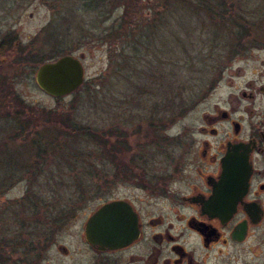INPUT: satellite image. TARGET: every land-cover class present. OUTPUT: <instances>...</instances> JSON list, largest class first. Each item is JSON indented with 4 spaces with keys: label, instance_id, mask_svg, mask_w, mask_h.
<instances>
[{
    "label": "rangeland",
    "instance_id": "obj_1",
    "mask_svg": "<svg viewBox=\"0 0 264 264\" xmlns=\"http://www.w3.org/2000/svg\"><path fill=\"white\" fill-rule=\"evenodd\" d=\"M127 1L132 20L140 15L139 10L147 11L150 6L160 11V15L157 26L149 31L148 37L143 38L150 45H142L138 55L140 60L119 72L122 66L118 64L123 62H117L115 66L114 61L110 60L109 43L98 40L91 28L100 20L95 15H91L88 21V28L92 30L88 37L78 38L77 34L72 33L52 39L54 26L48 28V25L54 18L53 9L46 3L41 0H0V36H14L19 43L20 57L27 58L28 64L25 67L20 61L18 76L10 88L27 104L48 109L80 104L76 113L84 120L98 125L106 122L122 123V127L128 132L130 148L121 154L124 161L127 162L136 153H143V159L148 161L146 166H150L149 168L175 170L176 167L183 166L185 176L194 167L190 157L200 148L201 143L209 142L210 150L216 152L221 143L226 139L232 140L239 133L235 132L236 122H241L240 138L250 135L253 130L264 132V92L261 90L264 86V48L252 47L245 53L235 54L222 62L220 58L225 50L222 45L225 38L213 37V28L203 26L196 19L193 10L187 7L162 6L165 0ZM158 4H161L159 8ZM59 5L61 7L58 9L61 8L67 14L68 10H75L84 4L79 0H61ZM121 5V2H113L109 6L112 11L101 19L102 23L98 26L106 28L119 18L122 14ZM69 26L74 28L75 24ZM121 45L118 43V47H122ZM61 47L71 51H62L51 58L55 48ZM65 54L82 56L85 81L78 91L56 97L39 87L36 72L42 63ZM38 58L47 60L35 62ZM6 74L9 79L12 77L9 71ZM6 81L7 79V87ZM160 86L168 87L167 91ZM251 88L257 92L255 99L248 94L243 95L244 91L250 93ZM163 112L169 118L176 117L175 121L164 127V132L161 131L166 140L164 137L162 139V134L155 128L160 125L158 116ZM222 112H227L235 122L225 120ZM213 118L216 119L211 120ZM204 126L208 129L215 128L218 135H207V131H202ZM42 127L38 122L31 125L34 130ZM10 128L12 124L8 120L0 122V255L3 250L7 254L12 252L14 247L27 249L33 234L37 244H42L44 231L49 227L45 219L42 221L45 227H37L36 220L41 216L32 214L27 206L26 196L32 178L23 168V163L35 162V157L28 158V153L18 146L26 141L27 133L19 132L18 136L12 137L8 135L10 131H6ZM33 129H27L29 134ZM156 139L160 142H155ZM158 144L163 148H159ZM46 158L50 157L37 160L49 162ZM54 162H62V159H55ZM263 165L264 163L260 168ZM57 166L54 164V167ZM135 169L140 170L139 167ZM20 177L23 178L18 180ZM135 185L133 179L116 181L107 197H93L87 201L78 212L76 221L64 226L68 231L60 241L72 252L71 258H62L64 262L70 263L75 258H80L83 262L89 259L90 254L86 252L80 237L86 218L111 196L134 200L139 194ZM38 187L40 186L36 188ZM159 210L157 206L156 212ZM263 236L264 228H260L259 241L253 242V246L258 248L259 256L254 248L251 261L250 254H243L240 259L230 256L229 264L242 261L264 264Z\"/></svg>",
    "mask_w": 264,
    "mask_h": 264
},
{
    "label": "trees",
    "instance_id": "obj_2",
    "mask_svg": "<svg viewBox=\"0 0 264 264\" xmlns=\"http://www.w3.org/2000/svg\"><path fill=\"white\" fill-rule=\"evenodd\" d=\"M41 1L53 9L54 18L48 25V28L54 26L52 39L72 33L77 34L78 38H85L91 35L93 30L98 40L109 43L110 60L114 61L115 66L117 62H123L118 64L122 66L119 72L140 60L138 55L142 45H150V42H145L143 38L148 37L149 31L157 26L160 15V11L150 6L147 11L139 10L140 15L132 20L127 0H79L83 2V7L68 10L67 14H64L61 8L58 9L61 7V0ZM113 2L122 3L121 16L106 28L98 26L102 23L101 19L112 11L109 6ZM160 5H157L158 8ZM162 6L187 7L194 11L196 19H199L203 26L213 28V37H224L226 41L222 42L225 47L220 58L222 62L235 54L245 53L252 47L264 48V0H165ZM91 15L100 19L96 25L90 26L92 30L88 28ZM68 24L75 26L72 28ZM118 43H121L122 47H118ZM62 51L68 53L71 50L55 48L51 58ZM46 60L38 58L35 62ZM160 88L166 92L168 87ZM18 107L20 134L27 133L26 141L18 146L28 153V158L35 157V162L23 163V168L32 178L26 197L32 214L41 216L36 220L37 227H45L42 223L45 219V222L52 223L53 228H62L91 198L107 197L116 181L133 179L138 182L142 181L145 175L153 173L145 169L148 161L143 159V153L134 154L127 162L123 160L121 154L129 148V136L121 122V125L116 122L98 125L93 121L84 120L76 113L81 107L80 104L48 109L27 104L19 97ZM158 117L160 125L154 127L160 131L163 139L161 131L164 132V127L175 121L176 117L169 118L165 112ZM37 122L43 127L34 130L31 125ZM27 129H33V132L29 134ZM155 142L160 141L156 139ZM157 146L163 148L161 144ZM45 156H49L51 161L45 163L37 160ZM55 159H62V162H54ZM54 164L58 166L54 167ZM136 167L140 170L137 171ZM37 186L40 187L36 188Z\"/></svg>",
    "mask_w": 264,
    "mask_h": 264
},
{
    "label": "flooded vegetation",
    "instance_id": "obj_3",
    "mask_svg": "<svg viewBox=\"0 0 264 264\" xmlns=\"http://www.w3.org/2000/svg\"><path fill=\"white\" fill-rule=\"evenodd\" d=\"M18 48L14 36H0V122L6 119L12 124V128L6 130L12 137L19 135L20 118L19 96L11 88L18 76L21 58L22 64L28 66L25 57H20ZM7 71L11 73L10 79ZM249 90L250 93L244 91L243 95L255 99L256 90ZM261 90L264 92V86ZM221 115L225 120L235 122L227 112ZM202 131H207V135H218L215 128L204 126ZM241 133L242 126L239 133L232 140L221 143L216 152L210 150L209 142L203 141L190 157L194 167L188 171V176H185L183 166L175 170L145 166L153 173L136 182L139 194L134 200L111 196L86 218L80 237L90 254L87 261L75 258L70 263L64 262L62 258H71L72 255L60 241L68 230L53 228L49 221L42 244H37L33 234L27 249L14 247L8 254L3 250L0 264H229L230 256L240 259L243 254H250L251 261L254 248L259 256L253 242L259 241V229L264 228V165L260 168L264 163V132L257 129L240 138ZM236 140L251 146L249 160L253 169L248 190L230 217L205 212L203 205L211 198L213 184L220 177L221 158L227 150V143ZM114 200H124L132 206L137 214L139 235L127 245L102 249L87 240L85 226L95 211ZM157 206L160 210L156 212ZM76 219L77 215L68 224ZM250 261L238 264H253Z\"/></svg>",
    "mask_w": 264,
    "mask_h": 264
},
{
    "label": "water",
    "instance_id": "obj_4",
    "mask_svg": "<svg viewBox=\"0 0 264 264\" xmlns=\"http://www.w3.org/2000/svg\"><path fill=\"white\" fill-rule=\"evenodd\" d=\"M36 81L46 93L61 97L77 90L85 81L82 56L65 54L42 63L36 72ZM238 133L241 125L234 124ZM251 146L238 141L227 143L221 158L220 177L213 184V194L203 205L211 214L230 217L249 187L252 164L249 160ZM87 240L100 248H117L129 244L139 235L137 214L124 200L106 202L87 220Z\"/></svg>",
    "mask_w": 264,
    "mask_h": 264
}]
</instances>
